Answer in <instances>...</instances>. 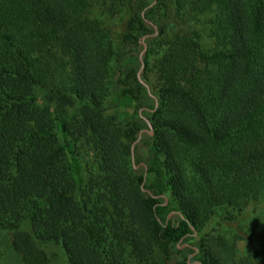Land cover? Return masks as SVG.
I'll return each mask as SVG.
<instances>
[{"label": "trees", "instance_id": "16d2710c", "mask_svg": "<svg viewBox=\"0 0 264 264\" xmlns=\"http://www.w3.org/2000/svg\"><path fill=\"white\" fill-rule=\"evenodd\" d=\"M245 212L264 223V0H0L21 264H264Z\"/></svg>", "mask_w": 264, "mask_h": 264}, {"label": "rangeland", "instance_id": "374dc122", "mask_svg": "<svg viewBox=\"0 0 264 264\" xmlns=\"http://www.w3.org/2000/svg\"><path fill=\"white\" fill-rule=\"evenodd\" d=\"M242 218L238 226L231 225V229H233L237 235H241L244 240H247L246 243H264V223L258 222L254 216L248 212H245ZM9 241V235L6 232L0 231V264H21L19 258L11 251ZM233 241L234 239H231L229 243ZM243 246L244 244L242 241L237 242L234 252L240 253ZM42 249L49 259V264H66L57 246L43 245Z\"/></svg>", "mask_w": 264, "mask_h": 264}, {"label": "water", "instance_id": "95a60500", "mask_svg": "<svg viewBox=\"0 0 264 264\" xmlns=\"http://www.w3.org/2000/svg\"><path fill=\"white\" fill-rule=\"evenodd\" d=\"M142 48H143V50H144V44H142ZM142 54V52L140 53V55ZM139 63H141V60H140V58H139ZM136 77H137V80L139 81V83H141L142 84V82L140 81V79H139V71L137 72V74H136ZM147 127H148V129L150 130V126L147 124ZM143 132H146L147 134H151V132L150 131H146V130H143ZM139 136H140V133L137 135V139H136V141L139 139ZM132 146H133V144L131 145V147H130V160H131V164L133 163V157H132V152H131V148H132Z\"/></svg>", "mask_w": 264, "mask_h": 264}]
</instances>
